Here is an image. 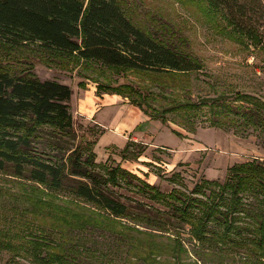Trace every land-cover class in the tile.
Wrapping results in <instances>:
<instances>
[{
  "label": "rangeland",
  "instance_id": "1",
  "mask_svg": "<svg viewBox=\"0 0 264 264\" xmlns=\"http://www.w3.org/2000/svg\"><path fill=\"white\" fill-rule=\"evenodd\" d=\"M119 3L135 24L188 52L202 62V68L183 74L111 68L91 59L63 57L39 44L0 45V64L16 74L59 81L73 90L69 102L73 131L43 127L51 133L46 132L37 146L46 159L63 160L80 147L83 159L88 158L89 165L103 176L110 178L111 170L117 166L127 172L123 177L119 175L117 184L108 183L114 192L133 204L142 201L152 211L172 213L179 201L153 196L155 190L169 194L175 189L178 196L205 199L193 192L197 183L224 181L229 166L254 158L264 160V128L247 123L239 114L229 115L223 127H212L209 105H203L191 125L185 122L191 127L196 124V132L188 131L191 127L180 123L185 119L177 113L165 114L186 147L167 151L131 142L126 152L116 151L113 146H96L102 128L89 119V112L83 113L89 110L85 102L84 111H80L81 99L87 90L103 98L105 94H117V88L129 96L131 103L154 111L177 103L198 104L202 97L225 96L234 112L244 114L253 106L242 98L235 101L236 96L251 94V100L254 96L264 100V44L238 33L223 10L210 8L202 0ZM82 82H86V88L80 85ZM260 115L264 117V111ZM48 140L52 145H46ZM144 181L155 189L143 186ZM63 194L16 176L10 169L0 171V264H38L48 257L53 260L50 264H177L172 251L152 254L147 243L172 242L169 237L176 233L187 250L180 257L184 264H264V247L256 241L209 246L192 237L189 225L169 223L164 231L151 229L134 218L117 220L99 210L93 213L91 205ZM245 202L257 203L247 194ZM61 204L79 209L85 216L66 217L61 221L66 226L60 224L56 214ZM209 225L221 230L215 222Z\"/></svg>",
  "mask_w": 264,
  "mask_h": 264
},
{
  "label": "trees",
  "instance_id": "2",
  "mask_svg": "<svg viewBox=\"0 0 264 264\" xmlns=\"http://www.w3.org/2000/svg\"><path fill=\"white\" fill-rule=\"evenodd\" d=\"M202 1L210 8L223 10L238 33L264 44L262 0ZM28 44H39L49 51L64 54L63 57L91 59L106 67L149 73L183 74L203 66L188 52L135 24L119 0H0V45ZM80 85L84 87L86 82ZM115 93L129 97L121 89L116 88ZM72 94L73 90L67 84L16 74L0 64V171L10 169L16 176L27 177L50 191L63 192L75 201L91 205L95 208L93 213L99 210L112 219L134 218L145 223V227L158 230L165 229L169 223H180L178 227L189 225L192 237L209 246L235 245L249 239L264 247V160L254 158L229 166L224 181L202 180L197 183L193 192L204 195L205 199L178 196L175 189L169 194L155 190L153 196L160 195L174 201L176 198L179 204L173 206L172 213L158 209L152 211L144 202L133 204L110 188L109 182L117 184L119 175L127 174L120 166L113 168L107 178L89 165L88 158L83 159L80 147L55 162L46 159L44 151L39 150L37 144L49 132L44 126L68 133L73 131L74 118L69 106ZM236 97L235 101L242 98L253 108L244 114L236 113L225 96L202 97L198 104H171L163 110L149 111L140 104L138 106L153 119L168 124L165 114L177 113L185 119L180 123L190 128L185 122L191 125L198 109L209 105L208 120L212 127H223L229 115L239 114L247 123L264 128V117L260 115L264 111V100L258 96L251 100V94ZM197 127L195 124L188 131L196 132ZM173 132L181 136L178 131ZM46 145L50 146L52 142ZM130 145L131 142L122 151L126 152ZM142 183L155 189L145 181ZM246 194L257 203L245 202ZM57 208L56 215L60 216L63 225L61 221L66 217L85 216L79 209L63 204ZM212 222L221 230L211 229L209 224ZM251 223L256 227H251ZM169 238L172 242L165 244L148 240L151 253L172 251L177 264H184L180 257L187 250L179 233ZM43 260L45 262L38 264L53 261L52 257Z\"/></svg>",
  "mask_w": 264,
  "mask_h": 264
},
{
  "label": "crops",
  "instance_id": "3",
  "mask_svg": "<svg viewBox=\"0 0 264 264\" xmlns=\"http://www.w3.org/2000/svg\"><path fill=\"white\" fill-rule=\"evenodd\" d=\"M86 92L81 99L80 111H84L82 104L85 102L89 110L83 113L89 112V119L98 128H102L96 146H113L116 151L123 150L129 142L167 151L187 146L181 136L173 132L170 124L153 119L141 107L131 103L128 97L124 99L120 94H105L101 98L95 92L90 93L91 90ZM107 96L111 99L107 100Z\"/></svg>",
  "mask_w": 264,
  "mask_h": 264
}]
</instances>
